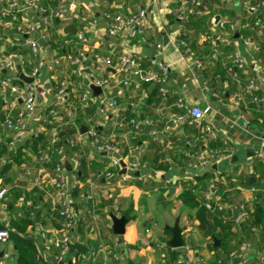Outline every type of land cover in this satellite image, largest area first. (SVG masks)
Returning a JSON list of instances; mask_svg holds the SVG:
<instances>
[{"label":"crops","instance_id":"obj_1","mask_svg":"<svg viewBox=\"0 0 264 264\" xmlns=\"http://www.w3.org/2000/svg\"><path fill=\"white\" fill-rule=\"evenodd\" d=\"M10 1L0 0V9H4ZM245 1L250 5H259V11H247ZM16 2L21 21L33 24L37 29L28 37L36 42L37 55L44 62L36 82L37 118L45 119L47 109V114L57 121L50 114L51 105L57 89L65 85L64 102L73 111V119L69 120L75 128L72 137L76 134V128L80 132L82 126L87 128L95 124H100L104 132L112 129L117 134L119 128L126 127L123 121L129 117L135 123L145 120L153 123L150 127L139 124L145 132L137 134L140 138L137 145L129 143V138L134 135L132 129L124 131L129 133V137L126 141L120 139V143L128 146L126 155L118 147L112 153L97 154L92 141L82 137L78 149L87 171L84 181L77 179L78 172L72 163L65 161L66 198L69 208L79 218L74 228L79 238L76 243L88 248L80 264H177L185 256L200 264H212L220 252L213 247L217 248L219 242L215 246L214 242L201 235L197 229L196 208L183 202L180 195L187 185L197 187L193 180L195 177L208 173L214 181L220 178L223 192L228 193L233 201V204L228 205L231 210L229 219L232 209H237L240 204L252 210L258 190L251 192L250 189L256 188L252 185L264 181L261 178L264 166H259L262 161L255 158L259 153H264V29L258 30L255 25L257 19L253 21L264 13V0H260V3L256 0H58L52 5H73L74 9L66 17L50 18L45 28L41 16L28 9L25 0ZM41 4L49 5L43 1ZM178 5H183L185 9L184 22L175 18ZM137 10H145L148 14L142 36L128 39L124 35H107L110 23L104 14L125 17ZM70 25L76 29L75 34L66 32V27ZM78 34L84 37L85 43H77ZM180 34L187 38L191 47L178 39ZM217 37L219 39L215 40ZM24 39L14 34L5 36L0 29V50L3 56L14 58L17 64L14 75H19L20 71L26 76L36 60L24 45ZM102 40L104 46L99 45ZM157 45L162 48V61L170 65L167 81L160 86L144 83L137 90L121 87L120 77L113 69L116 58L125 53H134L140 62L147 63L152 59ZM235 52L245 62L244 69L237 73V79L232 77L231 68ZM82 54L95 67L102 68L101 76L110 81L107 87L100 88L97 95L90 90L91 84L84 74L70 64L72 58ZM109 55L112 67H103L100 59ZM249 81L254 83L252 93L246 90ZM23 83L20 78L16 82L19 86ZM160 88L165 90L164 94L160 93ZM82 95L86 96L85 102L81 101ZM103 95L117 101L119 120H114L111 110L105 114L98 112L99 100ZM254 97L263 102L252 103ZM178 101L201 110L208 108L204 122L213 127L215 138L208 141L206 147L218 153L219 157L212 161L207 170L189 166L193 161V152L204 147V143L197 139L200 134L192 125L189 114L178 108ZM87 112H92V116ZM174 116H183L184 120L173 125L171 120ZM57 122L60 126L67 125ZM150 129L156 131L157 135L149 136ZM53 131L56 130L47 132L48 145L38 156L26 151V143L31 137L14 155H20L23 160L18 168L15 167L16 176L22 184L19 186L21 193L18 198L12 194L14 185L4 186L10 188L11 194L7 225L24 216L34 220L38 214L39 220L45 223L36 222L27 232L31 234L30 240L40 255L51 264H74L73 252H69L63 261H58L55 259L56 251H42L36 229L41 224L47 231L59 230L62 224L56 215L54 221L60 227H55L52 217L49 218L53 211L50 207V211H47L53 193L50 184L52 170L44 165L49 161L45 156L55 147L51 142ZM57 133L59 138L60 133L64 136V132ZM6 136L7 131L0 121V141L5 139L7 144ZM66 150V158L69 159L71 150ZM227 155L228 158L225 157ZM14 156L7 163H14ZM110 158H116L126 165L134 162L137 168L125 171V178L120 177L123 176L120 172L106 178L104 171ZM38 170L47 174L44 184L39 188L32 187L25 175L26 171L36 174ZM74 177L78 182L75 188L80 190L78 198L72 197ZM250 178L253 181L248 185ZM192 190L191 200L197 188ZM31 192L42 198L35 212L27 216L23 208L28 207L25 203L29 200L22 197L29 196ZM213 193L218 200L220 195H216L214 189ZM19 213L21 216L17 217ZM110 213L117 217L124 213L126 225L123 235L115 236L112 233ZM235 222L239 223L238 219ZM174 224L181 229L183 241V246L178 249L166 245L171 239L169 229ZM233 233L237 238H245L241 231L233 230ZM227 245L230 247L231 244ZM171 253H175V260ZM231 253H235V258H229ZM5 255L7 259L4 264H15V249L9 239L0 242V264ZM224 264H264V251L257 235H251L237 248H233Z\"/></svg>","mask_w":264,"mask_h":264},{"label":"built area","instance_id":"obj_2","mask_svg":"<svg viewBox=\"0 0 264 264\" xmlns=\"http://www.w3.org/2000/svg\"><path fill=\"white\" fill-rule=\"evenodd\" d=\"M27 8L31 11L38 13L41 16L43 28L49 22L50 18H63L74 9L73 5H52L58 2V0H25ZM46 2L49 5L43 6L41 3ZM244 6L250 13H257L260 9L259 5H250L247 1L244 2ZM19 7L16 0H11L4 9H0V29L3 35L9 36L14 34L23 38L25 37L23 43L26 45L30 52L36 57L33 66L30 68L29 73L25 76L32 79L31 83H23L21 86L17 85L16 82L19 80V75L13 74L17 68V64L13 57H5L2 55L0 50V113L3 114L4 122L3 127L7 131V147L8 154L0 157V167L10 162L12 156H14L18 150H20L27 139L30 137H35L38 134H42L44 129L41 126L45 122L43 118H37L36 112V89H37V79L40 75V71L44 66V62L37 55V44L32 39V36L36 31V27L30 23H23L19 16ZM175 18L179 22H184L186 20V12L183 5H178L175 9ZM104 18L109 21L110 26L107 29L108 36L124 35L128 39H134L140 37L144 34V28L148 22V14L145 10H137L134 13H130L125 17L119 15L104 14ZM264 21V13L261 17L256 20V27L258 30H262ZM219 38H215L218 40ZM77 43H85V39L81 34L76 36ZM100 46H104L105 42L99 41ZM162 48L160 45L155 47L154 55L147 63H142L134 53H125L118 56L115 60V65L113 66L114 73H116L119 78V85L125 89L137 90L141 84L144 83H155L158 86L164 84L168 78V72L170 65L166 64L161 59ZM56 63V61H54ZM100 63L103 67H112V59L110 55L107 57H101ZM232 77L237 79V73L244 69V59L238 53L235 52L232 56ZM70 64L78 68L85 76L86 80L93 86L99 88H105L109 85V79H105L101 76L102 68L95 67L94 63L88 61V59L82 54L78 55L70 60ZM199 65V63H197ZM11 72L9 75L7 73ZM4 73V74H3ZM21 73V72H20ZM246 90L249 93L254 91L253 81H249L246 86ZM160 93L164 94L165 90L160 88ZM66 97V87L65 85H60L55 94L54 101L51 105L50 114L56 117V120L62 124H68L70 119H73V111L70 107H67L64 102ZM86 96H81V101L85 102ZM261 99L254 97L252 103L258 104L262 103ZM178 108L182 109L188 113V117L200 134L198 140H202L204 147L193 152V161L189 165L192 169H203L207 170L213 160L219 157L218 153L208 150L207 143L215 138V133L213 127L204 122V117L208 112V108L203 110L197 107H191L182 101L177 102ZM118 103L114 98H108L103 95L99 100L100 114H105L107 111H112L110 114L114 120H119V115L117 114ZM184 120L183 116H174L171 123L174 125L176 123L182 122ZM144 125L147 127L152 126V121H142L140 123L132 122V132L138 130V126ZM100 124L89 125L87 127L86 133L81 134L76 128V134L69 140L66 141L64 145H57L58 133L53 131L51 133V142L56 145L54 152L58 156V161L55 163L50 174V184L53 188V193L51 197V209L56 210L57 215L62 220L61 228L59 230L47 231L41 224L37 225V233L41 239V250L46 252L50 249L56 251L55 259L58 261H63L64 257L70 252V247L78 241V235L76 234L75 221L77 218L73 211L69 208V202L66 198V188H67V178L66 171L64 169L65 161L72 163V166L76 171L80 167V151L77 149L82 141V137H87L92 141L94 151L97 154H109L115 151V146L112 141L117 137V134L112 131V133L103 138L96 132V127ZM149 136H156L157 133L154 130L148 131ZM119 139L126 141L129 137V133L123 132L118 134ZM190 144V143H189ZM188 145V142H187ZM70 149V157L66 158L67 150ZM52 151V152H53ZM51 152V153H52ZM225 157H229L228 155ZM49 160V155L45 156ZM256 159L264 162V153H259L255 156ZM124 163V162H123ZM125 164V163H124ZM137 168V164L131 162L125 164V171L134 170ZM120 160L116 158H110L108 162L107 169L104 171V177L111 178L120 172ZM32 187H40L44 184L47 174L43 170H38L36 174L31 171L25 172ZM125 178V176H120ZM214 180H209L207 189L203 192V204L205 209L212 211L217 208L219 211L225 209L226 207L218 204L213 206L212 202L215 201L213 189ZM264 184V181H261ZM78 185L77 180L74 177L72 182V189ZM257 188H251V192H255ZM10 188L3 187L0 188V242H5L8 240L9 234L7 230V205L10 202ZM26 206H30V201L25 203ZM37 208V207H36ZM229 208V207H228ZM249 209L246 208L244 204H240L237 207L238 211V221H243L248 216ZM21 214H17L20 217ZM83 219V218H81ZM116 243V240H115ZM264 248V244H263ZM188 248L186 247V251ZM230 259L235 258V253H231ZM7 259L5 255L1 264ZM117 260V258H114ZM177 264H200L196 260H192L185 256Z\"/></svg>","mask_w":264,"mask_h":264},{"label":"trees","instance_id":"obj_3","mask_svg":"<svg viewBox=\"0 0 264 264\" xmlns=\"http://www.w3.org/2000/svg\"><path fill=\"white\" fill-rule=\"evenodd\" d=\"M191 2V0H187ZM257 3H260V0H256ZM261 17L259 15L256 17L253 21L257 18ZM253 22V24H254ZM264 26V21H263ZM264 29V28H263ZM247 35V34H245ZM181 41L186 42L188 47H191V43H187V38L183 37L181 34L179 38ZM46 118L45 122L42 123V127L44 129L43 134H38L35 137H31L27 143H26V151L32 155L38 156L41 153V150H43L48 145V131L51 129L56 130L57 132H64V136L57 139V145H63L64 141H69L72 137V135L75 132V128L73 123H68L67 125L60 126L59 123L52 119L47 113L48 110L46 109ZM89 115L92 116V112H87ZM131 117L127 118V121H123V124L126 125L125 128H119L117 137L112 141V144L118 148H122V154L126 155L129 148L127 145L121 144L120 139L118 137V134L123 133L124 131H127L132 128V122ZM62 122V120H61ZM75 125H77L76 120H74ZM96 132L99 135L102 136H109L112 133V129H109L107 131H102L101 127H96ZM145 132L144 129L140 128L138 126V130L136 133L134 132V135H132L129 138V143H132L133 145H137L139 141L138 135H141V133ZM136 134V135H135ZM56 146V145H55ZM56 148V147H53ZM78 149V147H77ZM8 154V147L6 144V140L2 139L0 141V157ZM58 156L53 151L49 154V161L44 165L45 168L52 170L55 163L58 161ZM14 163H7L0 169V188H3L4 186L8 184L14 185V188L12 189V194L15 198L19 197V194L21 193V190L19 189V186H21V182L18 180L17 171L15 167H19L22 163V159L20 158V155H16L13 157ZM142 161V160H141ZM259 166L263 167L264 163L260 162L258 164ZM16 171V172H15ZM77 179L79 181H84L87 177V171L85 168V162L82 157L80 158V167L78 169ZM261 178H264V174L261 175ZM214 178L208 174L205 173L200 177H195L193 180L195 181V186L192 187L191 185H187L183 192L180 195V199L185 202L186 204L193 205L197 212H196V220L198 221L197 229L201 233L203 237L210 240V242H214V240H218L219 246L217 248L213 247L215 251H220L216 257L215 260L212 262V264H224L225 260L228 256V254L233 250V248H237L239 244L246 241L248 237H250L253 234H256L260 242L262 243V249L264 244V184H254L252 186H256L258 189L257 194L255 195L252 203V210H248V216L243 221L231 222L229 220V216L231 214V210L228 209V205L230 206L233 204L232 199L227 195L228 193L223 192L224 186L221 184V180L216 179L214 182V191L215 194H219L220 198L218 200H215L212 202L213 206H216L218 204H221L225 206L226 208L219 211L217 208H214L212 211L205 209L203 204V192L207 189L209 180H213ZM197 188V193L194 196V199L191 200V194L192 189ZM80 195V190L78 188L73 189L72 191V197L78 198ZM24 200H29L31 205L28 207H24L23 211L24 214L29 216L30 214L34 213L36 210V207L39 205V202L41 201V195L35 196L34 192L29 193V196L22 197ZM51 210V205L49 203L48 206V212ZM247 208V207H246ZM248 209V208H247ZM42 210V209H41ZM39 213V212H38ZM50 214V213H49ZM57 207L56 210L51 212L49 215V218L52 219L55 227L59 228L60 225L56 224L57 222L54 221V219H57ZM39 215L37 214L34 220L28 219V217H23L20 219H14L9 223V226L7 227L8 234H9V241L12 243L15 249V264H51L49 262H46L45 259L40 255L39 251L37 250L34 243L30 240L31 234L27 232L29 228H33L36 225V222L44 224L45 221L39 220ZM256 218L258 219V222H256ZM233 230H238L243 232L245 235V238H237L235 237ZM227 244H231L230 247ZM70 252H73L74 254V264H80L81 263V257L82 255H85L88 253V248L83 246L82 244L75 243L70 247ZM56 253V252H55ZM54 253V254H55ZM172 259L175 260V253H171ZM223 255V256H221Z\"/></svg>","mask_w":264,"mask_h":264},{"label":"water","instance_id":"obj_4","mask_svg":"<svg viewBox=\"0 0 264 264\" xmlns=\"http://www.w3.org/2000/svg\"><path fill=\"white\" fill-rule=\"evenodd\" d=\"M69 1H72V0H69ZM65 30H66V32L71 33V34H75L76 33V29L72 25L66 27ZM19 78L22 79L25 83H31L32 82L31 78L25 77L24 75H22L20 73V71H19ZM89 88L93 92L94 95L99 94L100 91H101L99 87H95L93 85H90ZM0 121L3 124L4 117H3L2 113H0ZM86 130H87V128L82 126L81 130H80L81 134H85ZM62 135H63V133H60L59 136L62 137ZM252 156L253 155H249V157H252ZM65 167H66L67 170L70 169L68 164H66ZM120 167H121L120 175L125 174V164L122 161H120ZM137 175H138V173L135 174V176H137ZM252 181H253V178H250L249 182H248V185H250ZM7 208L10 209L11 208V204H8ZM237 217H238V211H237V209L233 208L232 209V215H231V218L229 220L231 222H235ZM109 219H110V221L112 223V225H111L112 233L115 236L123 235L124 228H125V225H126V219L124 217V213H122L119 217H117V216L113 215L112 213H110L109 214ZM256 222H258L257 218H256ZM169 232L171 234V239L166 243V245L168 247L172 248V249L181 248L183 246V241H182V238H181V229L178 227V225L174 224V226L171 229H169ZM214 245L215 246L218 245V241L217 240H214Z\"/></svg>","mask_w":264,"mask_h":264}]
</instances>
